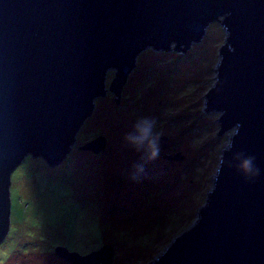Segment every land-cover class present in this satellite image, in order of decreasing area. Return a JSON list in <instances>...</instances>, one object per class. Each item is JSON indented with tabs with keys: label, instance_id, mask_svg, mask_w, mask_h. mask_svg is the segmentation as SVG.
<instances>
[{
	"label": "water",
	"instance_id": "water-1",
	"mask_svg": "<svg viewBox=\"0 0 264 264\" xmlns=\"http://www.w3.org/2000/svg\"><path fill=\"white\" fill-rule=\"evenodd\" d=\"M212 22L226 36L202 110L220 114L219 136L232 133L196 218L148 264H264V0H0V244L23 161L61 165L107 95L110 70L119 104L142 52H186ZM106 146L101 135L79 149ZM243 158L255 177L238 169ZM56 253L72 264H113L115 255L110 245Z\"/></svg>",
	"mask_w": 264,
	"mask_h": 264
},
{
	"label": "rangeland",
	"instance_id": "rangeland-1",
	"mask_svg": "<svg viewBox=\"0 0 264 264\" xmlns=\"http://www.w3.org/2000/svg\"><path fill=\"white\" fill-rule=\"evenodd\" d=\"M225 36L212 22L186 52L145 50L119 104L109 91L115 71L108 72L107 95L95 101L68 158L52 168L28 156L12 173L10 230L0 244V264H72L57 247L82 255L104 245L115 251L113 264H148L189 227L214 186L232 133L219 136L220 114L202 110ZM139 117L154 119L159 143L167 141L131 179L140 154L123 135ZM101 135L107 146L99 155L79 149ZM178 154L182 159L168 158Z\"/></svg>",
	"mask_w": 264,
	"mask_h": 264
},
{
	"label": "clouds",
	"instance_id": "clouds-1",
	"mask_svg": "<svg viewBox=\"0 0 264 264\" xmlns=\"http://www.w3.org/2000/svg\"><path fill=\"white\" fill-rule=\"evenodd\" d=\"M159 138L160 133L156 131V122L150 117L135 119L124 133V143L131 150L140 154V160L130 170L131 179H137L143 174L145 165L158 157L160 152ZM237 167L249 178L255 177L259 171L253 166L251 158L240 159Z\"/></svg>",
	"mask_w": 264,
	"mask_h": 264
},
{
	"label": "trees",
	"instance_id": "trees-1",
	"mask_svg": "<svg viewBox=\"0 0 264 264\" xmlns=\"http://www.w3.org/2000/svg\"><path fill=\"white\" fill-rule=\"evenodd\" d=\"M55 168V167H54ZM68 168H67V166H66V169L65 170H67ZM62 172H64V170H62ZM89 254V253H88ZM82 255H87V253L86 252H84V254H82Z\"/></svg>",
	"mask_w": 264,
	"mask_h": 264
},
{
	"label": "flooded vegetation",
	"instance_id": "flooded-vegetation-1",
	"mask_svg": "<svg viewBox=\"0 0 264 264\" xmlns=\"http://www.w3.org/2000/svg\"><path fill=\"white\" fill-rule=\"evenodd\" d=\"M89 152V151H88Z\"/></svg>",
	"mask_w": 264,
	"mask_h": 264
}]
</instances>
